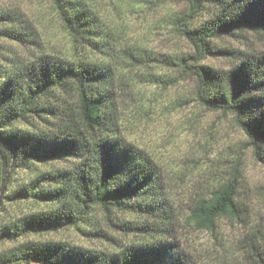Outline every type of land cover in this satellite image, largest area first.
I'll return each mask as SVG.
<instances>
[{
	"label": "trees",
	"instance_id": "trees-1",
	"mask_svg": "<svg viewBox=\"0 0 264 264\" xmlns=\"http://www.w3.org/2000/svg\"><path fill=\"white\" fill-rule=\"evenodd\" d=\"M50 1L79 58L57 60L43 54L20 68L5 69L0 64V158L4 168L32 160H61L67 164L42 172L39 178L15 189L12 196H5L58 206L3 225L0 240L77 225L86 221L93 208L105 214L129 210L167 220L168 203L162 196L155 162L113 131L111 67L106 61L83 56L85 52L111 56L114 42L82 0ZM181 1L187 11L174 17L171 25L192 52L170 56L167 62L196 77V98L203 106L234 114L264 163L260 142L264 140V56L235 53L213 43L237 30L264 31V0ZM208 6L213 8L209 10ZM207 55L235 60L228 69H218L202 63ZM34 120L42 121L45 127H28H33ZM238 185V179L231 177L209 196L199 197L191 219L199 227L212 230L219 217L239 218L242 207L236 197ZM129 229L163 232L143 222ZM19 260L44 264H191L175 242L157 237L127 246L119 253L49 241L21 244L0 254V264ZM250 264H264V258L259 254L258 259L251 257Z\"/></svg>",
	"mask_w": 264,
	"mask_h": 264
},
{
	"label": "rangeland",
	"instance_id": "rangeland-1",
	"mask_svg": "<svg viewBox=\"0 0 264 264\" xmlns=\"http://www.w3.org/2000/svg\"><path fill=\"white\" fill-rule=\"evenodd\" d=\"M82 1L114 42L111 56L97 52L83 56L106 61L111 67L113 131L155 162L162 196L168 203V219L129 210L105 214L93 208L86 221L77 225L0 240V254L21 244L49 241L119 253L157 237L175 242L191 264H250L251 257L258 259L259 254L264 258V163L234 114L203 106L196 98V77L167 62L170 56L192 52L171 25L174 17L187 11L185 2ZM213 43L235 53L264 56V31L237 30ZM43 54L57 60H72L80 54L73 49L51 1L0 0V64L5 69L20 68ZM234 60L231 56L207 55L202 63L225 70ZM32 124L28 127H45L40 120ZM260 142L264 148V140ZM66 164L61 160H32L4 168L0 158V227L26 214L56 209L58 205L53 202L5 196H12L15 189L39 178L42 172ZM231 177L239 182L236 197L242 207L240 217H219L212 230L199 227L191 219L195 202ZM137 222L163 232L128 230ZM116 224L127 227L120 229ZM13 264L44 263L19 260Z\"/></svg>",
	"mask_w": 264,
	"mask_h": 264
}]
</instances>
